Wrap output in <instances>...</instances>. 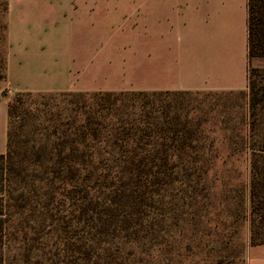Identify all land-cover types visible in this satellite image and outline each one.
<instances>
[{
    "label": "trees",
    "instance_id": "1",
    "mask_svg": "<svg viewBox=\"0 0 264 264\" xmlns=\"http://www.w3.org/2000/svg\"><path fill=\"white\" fill-rule=\"evenodd\" d=\"M248 33L249 57L264 58V0H248ZM258 71L250 70L252 93ZM188 93H18L0 155V264H173L178 237L209 226L221 154L207 144L204 119L180 102ZM35 95L61 103L26 108L40 124L24 139L14 123ZM250 172L256 246L264 244L263 149L251 148ZM236 212L231 224L245 220L241 205ZM226 229L233 248L239 226Z\"/></svg>",
    "mask_w": 264,
    "mask_h": 264
},
{
    "label": "crops",
    "instance_id": "2",
    "mask_svg": "<svg viewBox=\"0 0 264 264\" xmlns=\"http://www.w3.org/2000/svg\"><path fill=\"white\" fill-rule=\"evenodd\" d=\"M7 27L0 155L12 94L247 93L264 70L248 53V0H9ZM247 264H264V244Z\"/></svg>",
    "mask_w": 264,
    "mask_h": 264
},
{
    "label": "rangeland",
    "instance_id": "3",
    "mask_svg": "<svg viewBox=\"0 0 264 264\" xmlns=\"http://www.w3.org/2000/svg\"><path fill=\"white\" fill-rule=\"evenodd\" d=\"M12 1V0H11ZM9 0H0V62L7 58V13ZM256 85L254 93H188L180 97L193 116L204 119L207 144H213L221 152L217 165L211 171L214 186L212 196V211L209 216V226L200 229L194 235L187 233L180 239L178 254L173 264H205V261L215 260L220 255L222 264H247V249L251 244L252 222L250 203L251 179V148L264 150V70L252 75ZM0 88H6V80L0 82ZM8 92V91H7ZM37 94V93H34ZM47 94V93H44ZM17 94L10 95V102ZM24 99L20 105V114L26 108L44 110L45 104L54 105L61 101H51L47 96ZM23 103V102H22ZM31 105L30 107H28ZM27 109V111H28ZM25 113L23 118L14 123L22 134L32 132L40 124L36 114ZM42 115L41 113H39ZM16 122V121H15ZM22 138H26L22 137ZM233 150H242L234 154ZM242 189H244L242 191ZM227 202V203H225ZM241 205L244 219L233 223L236 210ZM232 226H239V234L235 238L233 248H226V236L223 232Z\"/></svg>",
    "mask_w": 264,
    "mask_h": 264
}]
</instances>
